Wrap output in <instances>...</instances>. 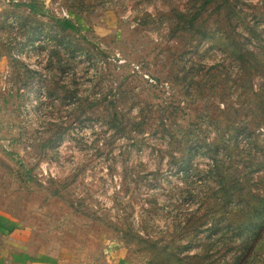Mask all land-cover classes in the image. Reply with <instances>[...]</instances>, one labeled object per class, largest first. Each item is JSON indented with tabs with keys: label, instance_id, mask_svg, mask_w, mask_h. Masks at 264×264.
<instances>
[{
	"label": "rangeland",
	"instance_id": "374dc122",
	"mask_svg": "<svg viewBox=\"0 0 264 264\" xmlns=\"http://www.w3.org/2000/svg\"><path fill=\"white\" fill-rule=\"evenodd\" d=\"M0 214L75 264H264V0H0Z\"/></svg>",
	"mask_w": 264,
	"mask_h": 264
},
{
	"label": "crops",
	"instance_id": "0c3cea01",
	"mask_svg": "<svg viewBox=\"0 0 264 264\" xmlns=\"http://www.w3.org/2000/svg\"><path fill=\"white\" fill-rule=\"evenodd\" d=\"M67 253L55 255L47 247L33 246L19 221L0 214V264H75ZM121 263V261L119 262Z\"/></svg>",
	"mask_w": 264,
	"mask_h": 264
},
{
	"label": "trees",
	"instance_id": "16d2710c",
	"mask_svg": "<svg viewBox=\"0 0 264 264\" xmlns=\"http://www.w3.org/2000/svg\"><path fill=\"white\" fill-rule=\"evenodd\" d=\"M60 25L62 26V28L64 29H71L74 30L76 29V27L74 26V24L72 23V21L70 20H64L60 22Z\"/></svg>",
	"mask_w": 264,
	"mask_h": 264
}]
</instances>
